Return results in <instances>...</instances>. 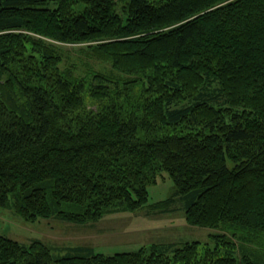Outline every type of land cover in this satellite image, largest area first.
Segmentation results:
<instances>
[{
	"label": "trees",
	"instance_id": "1",
	"mask_svg": "<svg viewBox=\"0 0 264 264\" xmlns=\"http://www.w3.org/2000/svg\"><path fill=\"white\" fill-rule=\"evenodd\" d=\"M167 179L156 210L177 200L209 242L0 236V264H264V0H0V207L96 224Z\"/></svg>",
	"mask_w": 264,
	"mask_h": 264
},
{
	"label": "rangeland",
	"instance_id": "2",
	"mask_svg": "<svg viewBox=\"0 0 264 264\" xmlns=\"http://www.w3.org/2000/svg\"><path fill=\"white\" fill-rule=\"evenodd\" d=\"M58 46L74 58L84 48V45ZM76 61L79 62L78 58ZM86 101L87 109L95 111L96 107L91 104L88 95ZM162 175L167 177L165 173ZM148 192L150 201L147 207L135 213L107 216L96 224L88 225H75L56 218L27 223L14 211L0 207V236L24 245H31L35 241L43 242L59 251L57 255H65L64 251L68 248L92 246L96 248L97 253L112 256L137 252L143 247L149 248L156 244L186 242L205 244L210 241L211 235L217 234L210 229L189 226L182 204L177 200L170 205L171 212L168 214H160L156 210L157 204L174 198L177 193L171 180L159 181L156 185L148 186Z\"/></svg>",
	"mask_w": 264,
	"mask_h": 264
}]
</instances>
